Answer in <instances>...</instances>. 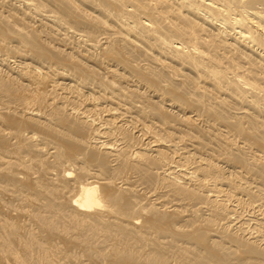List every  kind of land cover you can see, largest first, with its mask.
Wrapping results in <instances>:
<instances>
[{"label":"bare ground","instance_id":"bare-ground-1","mask_svg":"<svg viewBox=\"0 0 264 264\" xmlns=\"http://www.w3.org/2000/svg\"><path fill=\"white\" fill-rule=\"evenodd\" d=\"M168 250L264 264V0H0V264Z\"/></svg>","mask_w":264,"mask_h":264},{"label":"rangeland","instance_id":"rangeland-1","mask_svg":"<svg viewBox=\"0 0 264 264\" xmlns=\"http://www.w3.org/2000/svg\"><path fill=\"white\" fill-rule=\"evenodd\" d=\"M15 60H18V59H15ZM3 68L5 69V67H3ZM148 196H149V195H148ZM154 196H155V195H154ZM154 196H153V197H154ZM149 197L153 198L152 196H149ZM168 206H169V205H168ZM169 207H171V205H170ZM172 209H173V207H171V210H172ZM238 209H239V208H237V211H238L239 213H241L242 215H244L243 217H245V218H248V216H250V213L252 212L251 209H249V208H247L248 210H245V209H244L245 211H244L243 209H240V210H238ZM168 210H170V208H169ZM243 211H244V212H243ZM249 212H250V213H249ZM247 215H248V216H247ZM235 218H236V216L233 217V219H235ZM234 221H237V220H233V223L236 224V222H234ZM25 224H26L27 226H30L32 223H29V222L27 221ZM28 224H30V225H28ZM32 226H33L34 228H33V227H31V228L35 229V231H36V230H37V229L35 228L36 226H34V225H32ZM234 227H235V226H234ZM37 231H38V230H37ZM74 247H75V246H73V247L71 248V251L74 250L73 253H78V254H79V253L82 252V251L80 250L81 247H79V245H78L76 248H74ZM78 247H79V248H78ZM77 248H78V249H77ZM72 249H73V250H72ZM76 249H77L78 251H77ZM75 251H76V252H75ZM170 254H172V253H171L170 250H168V264H173V262H172V260H171V257H169ZM84 259H85V258H84ZM86 259H88V258H86ZM170 260H171V261H170ZM92 261H93V260H92ZM169 261H170V262H169ZM86 262H87V263H91V260H87ZM93 262H94V261H93ZM93 262H92V263H93Z\"/></svg>","mask_w":264,"mask_h":264}]
</instances>
